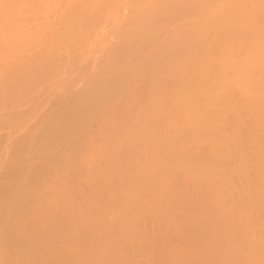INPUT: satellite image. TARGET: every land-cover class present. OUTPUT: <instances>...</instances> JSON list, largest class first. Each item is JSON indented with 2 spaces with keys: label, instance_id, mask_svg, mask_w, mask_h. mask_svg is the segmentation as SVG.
<instances>
[{
  "label": "bare ground",
  "instance_id": "bare-ground-1",
  "mask_svg": "<svg viewBox=\"0 0 264 264\" xmlns=\"http://www.w3.org/2000/svg\"><path fill=\"white\" fill-rule=\"evenodd\" d=\"M4 128L0 264H264V0H0Z\"/></svg>",
  "mask_w": 264,
  "mask_h": 264
},
{
  "label": "rangeland",
  "instance_id": "rangeland-1",
  "mask_svg": "<svg viewBox=\"0 0 264 264\" xmlns=\"http://www.w3.org/2000/svg\"><path fill=\"white\" fill-rule=\"evenodd\" d=\"M5 1H6V0H5ZM7 1H10V0H7ZM111 36H112V35L108 36V38L106 39V41L104 42V44H107V43H108V44H111L112 42L115 41V40H113V39H115V38H112V37H114V35H113L112 37H111ZM110 41H112V42H110ZM105 46H108V45H105ZM36 48H38V49H36ZM36 48H35V51H37V50L40 49L39 46H38V47L36 46ZM30 53H31V52H30ZM96 55L98 56V53H96ZM80 84H82V83L80 82L77 86H78V87L81 86ZM15 121H16V120H15ZM15 121H13V123H11V124H14ZM17 121H18V122H15V123H16L15 125H17L16 127H18V125L20 124V122H21V123L23 122V120H22V121L17 120ZM24 123H25V122H24ZM9 125H10V124H9ZM9 125H8V126H9ZM21 125H22V124H21ZM8 126H7V127H8ZM11 126H14V125H11ZM4 129H5V128H4ZM9 129H10L11 131L14 130L13 127H9ZM6 130H7V129H5L4 131L1 130V131H0V134H3ZM7 132H9V130H8ZM5 133H6V132H5ZM14 136H15V135H14ZM1 171H2V170H1ZM259 215H260V214H259ZM261 215H262V216H261L262 218H260V216H259V218L255 220V225H256V223L259 221L257 224H258V226H259V224H260V226H259V227L256 226V228L264 229V227L262 226V225H263V224H262L263 222H261V221H263L262 219H264V217H263L264 215H263L262 213H261ZM257 216H258V215H257ZM256 218H257V217H256ZM259 219H261V221H260ZM261 224H262V225H261ZM261 226H262V227H261ZM80 249H81V246H80ZM80 249L78 248V249H76V250L78 251V250H80ZM137 258H138V257H137ZM135 260H136V259H135Z\"/></svg>",
  "mask_w": 264,
  "mask_h": 264
}]
</instances>
